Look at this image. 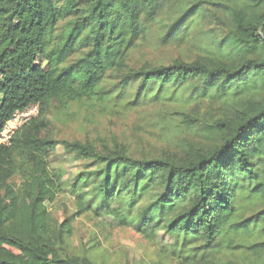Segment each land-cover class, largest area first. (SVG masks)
<instances>
[{
    "label": "trees",
    "instance_id": "16d2710c",
    "mask_svg": "<svg viewBox=\"0 0 264 264\" xmlns=\"http://www.w3.org/2000/svg\"><path fill=\"white\" fill-rule=\"evenodd\" d=\"M141 47L173 53L134 57ZM34 103L38 114L0 145V167H20L23 150L57 161L58 147L81 164L49 182L71 202L50 227L56 258L8 227L36 264H105L95 231L73 239L79 217L134 230L154 246L151 264H264V0H0V129ZM74 105L108 116L157 108L173 147L53 136ZM0 192V205L15 195L1 170ZM26 196L33 220L42 190Z\"/></svg>",
    "mask_w": 264,
    "mask_h": 264
},
{
    "label": "rangeland",
    "instance_id": "374dc122",
    "mask_svg": "<svg viewBox=\"0 0 264 264\" xmlns=\"http://www.w3.org/2000/svg\"><path fill=\"white\" fill-rule=\"evenodd\" d=\"M173 53L172 48L151 50L141 47L134 57L166 60ZM157 108L139 110L123 116L97 115L94 112L78 109L76 105L54 119L49 132L57 138L65 139H102L126 143L135 152H159L161 149H172L173 145L165 139L157 123ZM57 161L33 160L26 151L15 155L20 167L0 170L8 174V184L15 192L5 196L0 205V264H36L37 260L29 254L17 250L7 239L8 227H15L28 244L47 258H56L57 251L53 245L54 236L50 234L51 224L55 219H62L64 209L70 211V200L60 189L50 186L53 172L63 166L67 172L75 173L79 162H70L57 149ZM37 187L42 190L45 209L35 219L29 216L26 190ZM2 193V192H0ZM95 231L96 239L101 243L105 264H151L155 259L154 246L130 228H118L101 232L92 221L79 217L74 222L73 239L79 243ZM101 254V253H99Z\"/></svg>",
    "mask_w": 264,
    "mask_h": 264
},
{
    "label": "built area",
    "instance_id": "2783aa9c",
    "mask_svg": "<svg viewBox=\"0 0 264 264\" xmlns=\"http://www.w3.org/2000/svg\"><path fill=\"white\" fill-rule=\"evenodd\" d=\"M38 110L37 103L15 110L0 129V145L9 146L16 131L32 117L36 116Z\"/></svg>",
    "mask_w": 264,
    "mask_h": 264
}]
</instances>
